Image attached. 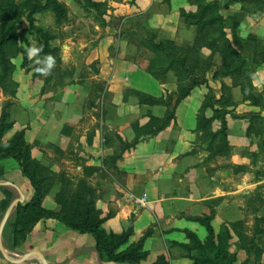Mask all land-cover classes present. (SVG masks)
<instances>
[{
    "label": "crops",
    "instance_id": "obj_1",
    "mask_svg": "<svg viewBox=\"0 0 264 264\" xmlns=\"http://www.w3.org/2000/svg\"><path fill=\"white\" fill-rule=\"evenodd\" d=\"M128 1L111 0L108 7L112 9V18L129 16L132 9L165 13L171 17L167 16L163 24L173 31L168 38H174L175 31L184 39L191 37L192 32L183 26L178 14L180 9L195 11L187 0H170L169 4L163 0H136L134 6ZM58 2L67 7L74 20L80 19L82 10L73 0ZM217 2L229 43L250 63L256 77L254 85L263 86L264 90V0ZM107 14L106 22L111 20L110 12ZM113 34L110 28L86 53L84 61L86 65L98 63V75L93 79L105 84L111 96L107 103H100L99 113L87 109L96 81H67L63 87L50 92L45 81H32V73L21 69L20 61L14 62L13 80L18 89L11 114L14 115V109L20 110L21 117L12 119L13 126L5 132L2 142L23 131L24 141L31 148V158L46 169L54 181L59 176L73 184L85 181L94 188L96 209L101 218L109 217L102 224L105 231L122 233L132 217V236L118 252L125 251L149 232L143 244L148 257L138 264H152L160 255L166 256L169 264H193L192 249L197 243L204 246L208 237L205 228L194 218L216 214L212 222L216 231L220 224L229 229L240 222L252 227V222L245 219L253 212L248 204L253 190L260 188L264 194V162L256 159L264 151V136L246 137L247 123L241 117L264 118V109L250 107L242 101L239 89H232V100L236 104L232 114L238 118H227L229 156L208 159L205 145L195 141L194 133L196 115L207 89L195 88L178 104L169 127L141 140L112 162L109 158L119 151L117 138L127 143L134 139L127 121L134 112L140 125L146 121L147 114L160 118L164 113L163 107L138 106L135 98L122 91L130 89L160 98L166 91L170 93L175 89L156 82L145 72L146 66L111 55ZM63 48L72 50L68 46ZM208 85L218 98L220 82L208 79ZM3 100L0 97V109ZM210 115L208 112L207 117ZM218 129L219 123L214 122L212 131ZM256 164L263 167L254 175ZM57 191L56 184L48 188L40 203V208L50 216L26 219L25 204L32 199L34 190L17 161L0 160V203L5 200L4 192L11 194L8 207L15 199L23 200L12 209L0 232V264H42L34 256L18 262L31 253L40 255L45 264H131L107 262L100 256L91 234L76 232L60 222L55 217L60 210L54 199ZM142 196L145 202L136 204L135 199ZM5 211L0 207V225ZM186 233L194 236L197 243H190ZM13 238L14 248L5 244V240ZM261 243L260 251L253 249V244L241 248L237 236L231 232L228 257L234 259L233 264H264V237ZM175 245L188 248L180 249Z\"/></svg>",
    "mask_w": 264,
    "mask_h": 264
},
{
    "label": "trees",
    "instance_id": "obj_2",
    "mask_svg": "<svg viewBox=\"0 0 264 264\" xmlns=\"http://www.w3.org/2000/svg\"><path fill=\"white\" fill-rule=\"evenodd\" d=\"M83 12L94 11L96 17L102 16L105 3H97L93 0H73ZM136 0H129V5H134ZM170 0H163L169 4ZM187 4L195 7L194 12L179 10V18L183 26L194 30L192 42L183 45L177 44L174 40L159 39L157 35L150 31H143V36L136 40V48L142 49L148 55L145 72L156 82L163 84L168 75H172L175 89L174 91L155 98L150 95L128 90L126 94L135 98L138 106L163 107L164 113L158 118L152 114L148 115L147 123L143 125H133L134 139L132 142H123L117 138L120 151L109 158L116 162L122 154L136 146L141 140L154 137L167 127L175 119V109L178 104L186 99L191 92L198 87L204 86L207 93L203 98L196 115V126L194 133L195 141L205 145L208 152V159L214 157L229 156L230 147L227 141V118H238L232 114L236 104L232 100L231 91L238 88L242 96V101L250 107L263 109V97L258 93L250 79L251 70L245 59L235 50L226 37V24L224 18L219 13V5L215 0H187ZM50 14L55 26L63 25L67 22L68 9L58 0H0V94L7 100L2 103L0 109V160L11 158L18 162L21 172L31 184L34 194L32 199L25 204L27 214L26 219H35L40 216H50L51 214L40 208L42 198L48 192V188L54 184L58 185L55 194V202L60 207L59 213L55 215L60 222L68 228L79 232L91 234L95 239L96 247L100 256L107 262H129L138 264L147 257L143 250V244L150 235L146 232L138 242L131 244L125 251L118 252L119 248L128 243L132 236L133 221L130 220L126 230L120 234L106 232L102 224L109 218H101L100 212L96 209V191L87 182L79 181L71 184L63 177H55L47 174V170L41 167L31 158V148L24 141V132H18L10 140L3 143L5 132L13 126L10 110L13 106V99L16 97L18 85L13 80V73L16 69L13 60L21 56L20 68L25 72H32V81H37L39 73L34 72V65L21 53L25 45H30L35 41L36 45H43V52L55 57V65L51 70V76L44 81H59L60 86L64 79L70 81L74 71H66L61 68L60 51L53 47L51 43L56 39L50 28L36 25V15ZM209 51L207 57L201 55V51ZM220 60L221 65L213 64L214 57ZM52 74H54L52 78ZM211 74L213 81L220 82V96L217 98L215 90L208 85V75ZM229 79L230 84L226 85L222 80ZM211 115L207 117V113ZM260 116H243L242 120L247 123L245 136H264V129H261L256 121L261 120ZM219 123V129L212 131V124ZM5 200L0 203L1 209H7L11 194L4 192ZM212 213L206 217H198L193 220L203 226L207 232L206 244L200 248V253L214 251L212 257H206L204 261H198L191 257L193 264H232V258L226 254V246H223V238L231 239V229H235L238 224L232 225L217 234L216 241L213 239L214 229L212 228ZM14 227V225H13ZM236 235V232H233ZM237 236V235H236ZM186 237L190 243L196 244V239L189 233ZM214 240V241H213ZM240 240V239H239ZM221 243V246H219ZM15 240L12 239L11 247H15ZM196 245L199 246L197 243ZM180 249H187L183 245H175ZM197 248V247H196ZM195 247L192 249L194 250ZM190 258V256H189ZM154 264H169L165 256H161Z\"/></svg>",
    "mask_w": 264,
    "mask_h": 264
},
{
    "label": "rangeland",
    "instance_id": "obj_3",
    "mask_svg": "<svg viewBox=\"0 0 264 264\" xmlns=\"http://www.w3.org/2000/svg\"><path fill=\"white\" fill-rule=\"evenodd\" d=\"M212 1V0H208ZM217 1V0H215ZM111 0H104L101 3H105L103 7V15L96 17V14L94 11L90 12H81L80 19L77 21L76 19L74 20L70 16V12L68 11L67 15V22L64 23L63 25L60 26H55L52 22V18L50 14L46 13L44 15H36V25L38 26H43L45 28H50L53 32V34L56 36V39L51 43L53 47H57L60 51V59L62 61L61 68L66 70V71H71L73 70V76L71 78L72 81H96L94 82V86L90 92V104L87 106V109H95V112L99 113V108H100V103H107L110 99V94L106 91L105 89V84L99 82L96 79H93L96 75H98V63L97 62H92L88 65L85 64L86 60V53L93 48L98 40L103 37L105 34L109 33L110 28H113L114 34H113V39H112V44L110 46V54L114 56H118L119 58H123L125 60L129 61H134L136 64L141 65V66H146L148 55L143 51L142 49L136 48V40L141 38L143 36V31H150L153 32L157 35L159 39H170L168 38L169 35L173 32L172 30L169 31V27L166 23L163 24L165 18L167 16L171 17V15H165L162 13H151V12H141L138 9H132L130 11L129 16H124V17H114L112 18V9L109 8V3ZM134 6V5H131ZM107 12H110L109 17L111 20H107L106 22V17L108 14ZM179 14V13H178ZM113 20V21H112ZM109 23V24H108ZM107 27V28H106ZM192 32V35L189 39H184L179 35V31H175V36L174 38H171L170 40H174L177 44L183 45L185 43H190L192 42L193 35H194V30L193 29H188ZM108 31V32H106ZM30 44L32 43L31 38H29ZM63 46H68L72 50L66 51ZM80 47V48H77ZM72 52V53H71ZM201 55L203 57H207L209 55V51L203 49L201 51ZM20 61L21 65V56H18L15 58L12 62ZM247 62L249 69L251 70V76L250 79L252 80V83L254 82V70L251 68L250 63L245 59ZM73 63H76V66L73 65ZM213 64L215 66H220L221 62L217 58V56L214 57L213 59ZM15 65V64H14ZM16 67V66H15ZM32 73V72H30ZM51 74L47 76H42L40 74L37 75V77L40 80H43L46 77H50ZM54 74H52L53 78ZM13 77V76H12ZM208 79H211V74L208 75ZM67 81H70L68 78L64 79L61 81V83H66ZM224 83H229L230 80L225 78L222 80ZM46 82V88L51 92V90H58L59 88L63 87L60 86L59 81H45ZM260 82V81H258ZM225 83V84H226ZM166 84V87H174V80L172 75H168L166 81L163 83ZM228 84V85H229ZM227 85V84H226ZM254 85V83H253ZM257 84L254 85L256 87ZM258 93H260L263 97V103H264V90L263 86L256 87ZM130 89H124L122 92L124 95L129 96L126 94V91ZM134 91V90H133ZM168 94L166 91L165 95ZM0 97L3 98L4 100L1 102H5L7 99L3 97L0 94ZM13 101V100H12ZM14 105V101H13ZM13 108V106H12ZM12 108L10 110V113H12ZM264 109V107H263ZM260 109V110H263ZM110 112L112 109H109ZM14 115L12 116L11 114V120L17 117H21V112L20 110H15L13 111ZM136 112L132 114L127 121H129L131 128L133 125H140L138 121H136ZM148 115H146V121L143 123H147L148 121ZM256 123L261 127V129H264V118L262 117L261 120H257ZM142 124V125H143ZM199 143V142H197ZM122 147L119 146V151ZM118 151V152H119ZM115 152V155L118 153ZM114 155V156H115ZM258 158L259 162H264V151L256 159ZM257 165V164H256ZM260 165H257L256 168L253 170L254 175L259 173L261 170ZM242 171V169H239V172ZM244 171V170H243ZM73 184V183H71ZM74 185V184H73ZM264 190V189H263ZM250 204V208H252V214L247 215L246 221L252 222V227L244 225L243 222L238 223L237 227L235 229H231V232H236L238 241H239V247L244 248V246H247L248 244H253L255 250L260 251L262 249V243L261 239L264 237V194L262 195L261 189L260 188H255L252 192V196L250 198V201L248 202ZM261 211V215H259L257 212ZM206 216V215H205ZM207 215L206 217H208ZM212 222L216 218V214L212 213ZM132 220L133 218L131 217L128 222ZM212 224V223H211ZM214 226H212L213 228ZM218 230H214V236L213 239L216 241L217 234L228 227L225 226L224 224L217 225ZM214 229V228H213ZM250 231V232H249ZM107 232V231H106ZM240 239V240H239ZM213 240V241H214ZM228 242L229 240L223 238V246H226V254L228 255L227 252V247H228ZM12 241H6L5 244L7 246H11ZM219 246H221V243H219ZM200 246H197L192 251V256L195 259H198V261H204V259L208 257H212L214 251H211L209 253H200ZM144 250V249H143ZM146 252V251H145ZM147 253V252H146ZM190 255V254H189ZM160 255L157 256L155 261L152 263L154 264L158 258H160ZM148 257V253H147ZM147 257L140 261L143 262L147 259ZM166 257V256H165ZM232 257V256H231ZM230 258V257H228ZM232 260H234L232 258ZM138 262V263H140ZM227 261H225V264ZM203 264V263H202ZM233 264V263H232Z\"/></svg>",
    "mask_w": 264,
    "mask_h": 264
},
{
    "label": "clouds",
    "instance_id": "obj_4",
    "mask_svg": "<svg viewBox=\"0 0 264 264\" xmlns=\"http://www.w3.org/2000/svg\"><path fill=\"white\" fill-rule=\"evenodd\" d=\"M43 52V45H36V42L33 41L30 45L24 46V51L21 53L22 56H25L29 61H32L34 65V72L39 73L42 76H47L51 73L52 68L54 67L56 61L55 57L51 54H45L41 56Z\"/></svg>",
    "mask_w": 264,
    "mask_h": 264
},
{
    "label": "water",
    "instance_id": "obj_5",
    "mask_svg": "<svg viewBox=\"0 0 264 264\" xmlns=\"http://www.w3.org/2000/svg\"><path fill=\"white\" fill-rule=\"evenodd\" d=\"M23 202V200H22V198H19V199H15L14 201H12L11 203H10V205H9V207L6 209V211H5V214H4V217H3V220H2V222H1V225H0V232L2 231V229H3V227H4V225H5V223H6V221H7V219H8V217H9V215H10V212L12 211V209L17 205V204H21ZM30 256H34V257H37L39 260H40V262L42 263V264H45V262H44V260L42 259V257H40V255H38L37 253H31V254H29V255H26L25 257H22L21 259H19L18 260V262L19 261H22V260H25V259H27L28 257H30ZM9 260V259H8ZM10 262H14V261H12V260H9ZM17 262V261H16Z\"/></svg>",
    "mask_w": 264,
    "mask_h": 264
},
{
    "label": "built area",
    "instance_id": "obj_6",
    "mask_svg": "<svg viewBox=\"0 0 264 264\" xmlns=\"http://www.w3.org/2000/svg\"><path fill=\"white\" fill-rule=\"evenodd\" d=\"M145 200H146L145 196H142V197H140L138 199H135V203L139 204V205H142L145 202Z\"/></svg>",
    "mask_w": 264,
    "mask_h": 264
}]
</instances>
